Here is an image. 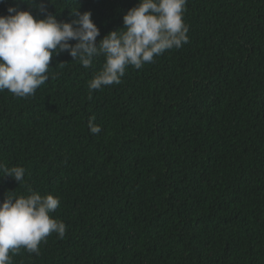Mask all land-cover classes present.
<instances>
[{"label":"trees","instance_id":"trees-1","mask_svg":"<svg viewBox=\"0 0 264 264\" xmlns=\"http://www.w3.org/2000/svg\"><path fill=\"white\" fill-rule=\"evenodd\" d=\"M49 2L58 21L90 11L99 40L138 0ZM183 21L188 43L119 84L90 93L104 57L64 52L33 96L0 92V162L25 169L0 201L51 194L66 225L12 264H264V0H187Z\"/></svg>","mask_w":264,"mask_h":264},{"label":"clouds","instance_id":"clouds-1","mask_svg":"<svg viewBox=\"0 0 264 264\" xmlns=\"http://www.w3.org/2000/svg\"><path fill=\"white\" fill-rule=\"evenodd\" d=\"M6 0H0V4ZM19 3L35 8L42 18H34L29 10H20ZM187 0H138L122 17L123 27L109 31L101 39L100 30L90 11L78 8L70 13L69 22L58 21L48 11L49 0H12L8 15H0V92L7 90L20 98L35 94L48 79L54 55L67 52L72 61L90 68L94 57L103 56L99 71L89 81V92L119 84L128 66L141 69L166 50L179 49L188 43V26L183 21ZM74 41V43H70ZM63 66V62L60 63ZM92 134L101 127L88 121ZM0 177L24 181L22 166L8 167L0 162ZM0 201V264H12L23 248L39 255V245L52 233L62 239L66 225L50 216L60 204L58 197L41 195L32 189L27 195L8 191Z\"/></svg>","mask_w":264,"mask_h":264}]
</instances>
